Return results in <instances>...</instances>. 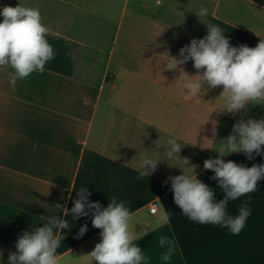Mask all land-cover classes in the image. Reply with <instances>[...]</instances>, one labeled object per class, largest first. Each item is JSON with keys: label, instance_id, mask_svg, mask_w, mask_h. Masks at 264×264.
Listing matches in <instances>:
<instances>
[{"label": "crops", "instance_id": "1", "mask_svg": "<svg viewBox=\"0 0 264 264\" xmlns=\"http://www.w3.org/2000/svg\"><path fill=\"white\" fill-rule=\"evenodd\" d=\"M18 4L38 8L48 33L76 43L70 52L75 69L65 75L45 68L13 87L14 70L0 67V264H9L23 232L51 216L69 225L56 232L64 237L59 264H96L88 254L101 241V230L93 227L91 211L77 218L70 212L80 187L101 207L113 195L125 202L134 243L149 264H264V180L228 202L230 215H238L245 201L251 210L234 235L190 220L175 204L169 179L181 174L187 158L223 199L203 162L218 156L214 149L238 120L264 119V104L254 102L236 115L214 111L223 104L222 86L205 85L191 96L182 82L183 71L196 74L193 61L181 65L183 71L165 68L170 56L179 58L182 47L207 34V24H215L210 16L264 39V6L253 0H0V10ZM201 5L208 9L202 20L196 15ZM171 137L182 146L180 157L159 161L154 172L137 179L141 156L163 158ZM223 158L248 167L264 164V154ZM161 237L170 245L162 247ZM169 246L174 254L162 261Z\"/></svg>", "mask_w": 264, "mask_h": 264}, {"label": "clouds", "instance_id": "2", "mask_svg": "<svg viewBox=\"0 0 264 264\" xmlns=\"http://www.w3.org/2000/svg\"><path fill=\"white\" fill-rule=\"evenodd\" d=\"M0 15L3 16L0 22V67L14 70L9 73V83L14 87L18 79H27L34 73L42 75L45 65L55 58V51L46 39L49 29L42 22L38 8L20 4L4 6ZM196 15L202 20L208 15L207 7L201 5ZM170 57V62L165 65L170 71H183L180 66L193 61L196 74L190 76L183 71L186 79L182 82L191 96L199 95L205 85L209 89L222 86L219 97L223 98V104L214 111L236 115L241 110L246 111L247 106L254 102L264 104V39L255 47L244 44L235 47L230 45L220 26L207 24V34L203 38H193L182 47L179 58ZM262 146L264 119L238 120L231 134L221 139L214 149L218 156L203 162L204 169L214 172L212 178L218 180L216 187L223 193V199L218 200L213 188L198 178V165L183 158L184 167H179L181 174L169 177L175 204L192 221L220 225L239 235L251 214L250 206L245 201L239 206L238 215L233 216L227 212L228 202L256 191L258 182L264 180V164L248 167L232 160L226 161L223 157L244 153L251 160L255 155L264 154ZM181 148L177 138L171 137L163 158L152 159L142 155L137 164V179L154 172L159 161L168 162L180 157ZM90 195L86 187H80L70 212L77 218L87 216L91 211L93 227L101 230V241L88 254L92 260L96 264H149V257L134 243L137 237L129 223L132 213L125 202L113 195L108 205L101 207L98 201H89ZM57 207L60 205L57 204ZM62 212L64 217L69 215L66 207ZM68 227L67 219L51 216L43 226L36 227L32 232H23L17 239L16 251L8 256L9 264H59L57 249L64 237L56 232ZM86 230L87 225L82 226L78 238ZM159 243L162 247L170 245L164 237ZM173 254L174 249L169 246L160 259L170 261Z\"/></svg>", "mask_w": 264, "mask_h": 264}, {"label": "trees", "instance_id": "3", "mask_svg": "<svg viewBox=\"0 0 264 264\" xmlns=\"http://www.w3.org/2000/svg\"><path fill=\"white\" fill-rule=\"evenodd\" d=\"M264 6V0H253ZM210 19L223 29V34L229 39L230 45L239 47L244 44L249 47H255L263 38L244 30L230 22L215 16H210ZM48 42L53 46L55 58L45 65V68L65 74H74V59L71 56V49L76 43L68 41L60 35L48 33L46 36Z\"/></svg>", "mask_w": 264, "mask_h": 264}, {"label": "built area", "instance_id": "4", "mask_svg": "<svg viewBox=\"0 0 264 264\" xmlns=\"http://www.w3.org/2000/svg\"><path fill=\"white\" fill-rule=\"evenodd\" d=\"M157 209H158V204H157V202H154V203L152 204V206H151V211H152V212H156Z\"/></svg>", "mask_w": 264, "mask_h": 264}]
</instances>
